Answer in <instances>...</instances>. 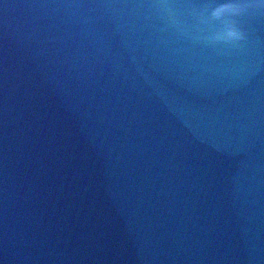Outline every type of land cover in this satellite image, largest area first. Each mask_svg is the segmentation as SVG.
<instances>
[{
    "label": "water",
    "instance_id": "95a60500",
    "mask_svg": "<svg viewBox=\"0 0 264 264\" xmlns=\"http://www.w3.org/2000/svg\"><path fill=\"white\" fill-rule=\"evenodd\" d=\"M0 264H264V2L0 0Z\"/></svg>",
    "mask_w": 264,
    "mask_h": 264
},
{
    "label": "clouds",
    "instance_id": "9594fccd",
    "mask_svg": "<svg viewBox=\"0 0 264 264\" xmlns=\"http://www.w3.org/2000/svg\"><path fill=\"white\" fill-rule=\"evenodd\" d=\"M262 2H264V0H262ZM225 7H232V5L231 4L225 5ZM224 35L227 37V39H230V40H236V39L241 38V34L233 28L227 29Z\"/></svg>",
    "mask_w": 264,
    "mask_h": 264
}]
</instances>
